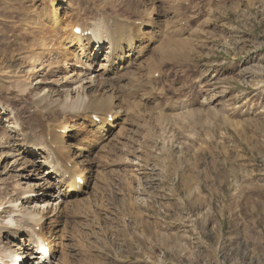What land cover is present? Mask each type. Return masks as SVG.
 Returning <instances> with one entry per match:
<instances>
[{
    "label": "rangeland",
    "instance_id": "374dc122",
    "mask_svg": "<svg viewBox=\"0 0 264 264\" xmlns=\"http://www.w3.org/2000/svg\"><path fill=\"white\" fill-rule=\"evenodd\" d=\"M58 4L63 28L51 23ZM142 17L148 24L136 54L147 52L108 82L89 73L93 59L77 41H61L72 30L68 21L93 28L103 18ZM12 19L14 32L0 34V264L29 246L26 235L11 236L12 220L45 215L65 198L42 147L34 156L40 168L29 166L34 176L24 177L1 156L2 146L30 136L40 143L60 123L68 129L58 146L64 157L56 154L71 157L89 182L80 198H65L55 226L48 218L41 224L55 249L46 264H264V0H0V30ZM83 83L121 90L112 102L90 90L88 100L75 93ZM86 104L116 110L117 126L103 136L90 113L65 112ZM198 197L210 206L196 205ZM35 249L24 264H43Z\"/></svg>",
    "mask_w": 264,
    "mask_h": 264
},
{
    "label": "bare ground",
    "instance_id": "6f19581e",
    "mask_svg": "<svg viewBox=\"0 0 264 264\" xmlns=\"http://www.w3.org/2000/svg\"><path fill=\"white\" fill-rule=\"evenodd\" d=\"M51 2H52V4H54V1H51ZM61 5H64V4H58V7L54 9L53 15L51 16V23L55 28H58V27L63 28L65 26V24H67V17L61 13V11L64 10V8ZM73 21H75V20H73ZM73 21H71V22L68 21V24L72 25V30L68 34L69 38H63V36H62V38H61L62 44L65 43L67 39L71 40L72 38L73 39L71 41H77V43H79V47H81V50H83V53H84L83 55L85 56V58H87L89 60L93 59V63H88L89 68H93V70L89 69L90 70L89 73L92 76L94 74H96L95 77H96L97 81L101 80V83H102V82H106V81L108 82V80H110L111 76H113V78L114 77H121V74L123 73V72H121L122 69L124 68V70H126L130 64L134 63L133 60H137L138 54H136L135 56H134V54H135L136 49H137V43H136L137 36H138V33H140L141 29L143 28L142 25L135 27L136 34H134V33H131V28L133 26H130L128 24V21L125 22V21H122L120 19L114 18L112 20L111 24H109L110 21H108L107 26L104 28L101 27L100 23L96 22L95 24H97V25H95L93 27V34L91 36H87V37L82 39L81 35L76 34L73 29L75 28L76 23H79L84 27H86L87 25L82 24L81 22H77V21L73 22ZM147 24H148V22L146 21V23L144 25H147ZM30 25H32V23H30ZM78 26H80V25H78ZM82 26H80V27L82 28ZM15 27H16V21H15V19H12V22H11V25L9 26V29H8V27H3L0 30V34L8 36L14 32ZM96 29H99V31ZM83 30H85V29H83ZM143 35H145V34L143 33ZM41 41L39 44L40 47L35 50V51L38 50L37 53H33L32 57H31L30 64L34 68L38 67V66H36V64L39 62V60L37 59V56H38V54H42V53H39V51L41 50V47H42V49H44V47H45V45L42 44L43 42H41ZM103 43H105V47H104L105 54H102L101 57L99 56L100 59H102V58L103 59L97 65L96 61H98V58H97V56H95L97 58V60L95 61V57H93L94 55H96V51L94 52V54H92L93 53L92 51H93V49H96L99 45H101ZM106 44H107V46H106ZM169 53H170V50L164 51L163 56L168 55ZM133 56H134V58H133ZM86 62H87V60H86ZM82 64L86 65V63H82ZM101 75L103 78H99ZM84 84L85 83H83V85H81V87H79L78 91H75V93H78V96L85 93L84 96L87 97L88 100L91 99V96L88 93V92H90V90L97 91L98 95L100 96V98L102 100L110 101V102H112L110 100V98H112V97L114 99L118 98L117 96L119 94H117V92H118V90H121L119 88L115 89V86L110 85V83L105 84L103 87H101L102 85L99 84L100 87L98 86L97 88L96 87H90V86L87 87ZM85 90H86V92H85ZM52 91H53L52 93L55 92V90H52ZM55 96H58V94L57 95L54 94V96L49 94V96H48L51 98L50 100L52 103H55L58 100V99H54ZM59 100H60V98H59ZM85 107H86V109H84ZM85 107H75L72 109L66 108L65 112H67V111H71L73 113L77 112V113H81L82 115H86V114L88 115L90 113V115H88V116H90L89 120L91 121V123H90L91 126H98L97 129L100 131L101 135H103V136H105L109 132H111L112 130H110V129L112 127L117 126L116 121L119 118L118 117L119 114L116 113V110L112 111V110L104 109V110L100 111L98 108H91L88 104H86ZM3 113L6 115L5 121H8L9 125L12 126L11 122L13 123V120H14V116L12 115L13 113L10 111H7V109H4ZM110 114H112L113 121H114L113 123L109 122V120H108V117L110 116ZM93 115H97L100 118V121L96 123V121L93 118ZM0 117H1V115H0ZM67 128H68V124H63V123H60L59 126L56 125V127L52 128V129H49V127H48L43 132L42 139L40 140V143L37 140H35L34 138H32V136H30L27 140H24V142L21 143V145L18 143L8 144V142H6L2 146L3 148H2L1 156H5V161H7V162H8V159H11L12 165L14 166V169H16L17 167L20 166L21 170L23 169L25 172H27V174L24 177H28V176L33 177L34 176V174L32 173L33 170H31V172H28L29 170L27 171V169L29 168V166H33L37 169L40 168L39 161L36 160L34 158V156L39 153L37 150L40 151V149L43 148L45 151L44 157L47 159V165H48L47 167H49L48 169L52 170V167H53L55 169V171L57 172L55 174V178H56L57 182H59V185H60L58 189L64 195L65 198L72 197V198H75V200H76V199L80 198L79 196L81 195L82 192H86L89 179H88V176L86 175V173L83 169H79V171H78V169L72 168L71 163L73 161L72 162L70 161L71 157L69 159L66 158L65 161L60 160V158H59V155L61 156V158L64 157L60 154L61 148H58L60 142L63 143V141L61 140V137L63 135L61 136L59 132H62L63 129H65V131H66ZM60 146H61V144H60ZM70 146L68 145V148H66L68 152H69ZM64 151H65V149H64ZM78 152H80L79 153V156H80L81 154H84L86 151L83 149H79ZM56 153H58L59 155H57ZM63 155H64V153H63ZM1 159L2 158H0V160ZM41 162H43V161H41ZM76 166L78 167V165H76ZM5 167L7 168L8 164ZM49 170L47 171L48 173H49ZM4 171L5 170L1 171L0 175L5 174L6 172H4ZM49 177H54V176L50 175ZM30 181H33V180H30ZM30 185H31V187H30L29 192H36V188L38 186L36 184H33V183ZM81 188H82V190L83 189L84 190L81 191ZM36 193L38 196L42 192H40V190H38ZM65 198L63 200H61L59 203L56 202L55 207L51 206V207L44 208V210L47 211V213L45 215H41V216L40 215L37 216V214L25 215V217H22L23 222L20 225L17 224V222H19L20 218L19 219L17 217L15 219L12 218L13 219L12 224H14V226L11 227V229H14L15 231L13 230V234H11V236H14L15 233L19 234V235H23V236L26 235L28 238L27 240L29 241V244H28L29 246L26 247V245L21 244L22 247H18V248L23 250L22 252H20L16 249H12V251L9 250L10 251V252H8L9 255H8V253H6V255H4V256H6L7 258H14V257H17L19 255H23V257L24 256L29 257L28 253L30 251H32L34 246L39 247L41 241L48 242V248H49V254L48 255H50V253H53V256H54L55 249L53 248L52 242H49L48 238H46L47 236L43 232V230L41 228V224L43 223L42 221H44L45 218H48L50 220V224L55 226L56 218L58 216L57 213L62 210V208H63L62 203L64 201H66ZM72 198H70V200H68V201H71ZM44 203H47V202H44ZM0 207H1V205H0ZM48 215L50 218L47 217ZM28 224H30V225H28ZM26 225H27V227H30L26 232L24 230L20 229V226L23 227ZM37 226H39L38 229H36ZM16 229H19V230H16ZM16 241L18 242V240H16ZM53 249H54V251H53ZM5 250H7V249H5ZM4 252H7V251H4ZM36 252L39 253V250L37 249ZM21 253H24V254H21ZM33 253H35V252H33ZM44 258H47V254L44 256ZM14 261H16V259H12L11 264H13ZM44 263H46V262H44ZM6 264H10V263L8 262Z\"/></svg>",
    "mask_w": 264,
    "mask_h": 264
},
{
    "label": "crops",
    "instance_id": "0c3cea01",
    "mask_svg": "<svg viewBox=\"0 0 264 264\" xmlns=\"http://www.w3.org/2000/svg\"><path fill=\"white\" fill-rule=\"evenodd\" d=\"M201 195H204V194L201 193L200 196H201ZM195 200H196L195 204L198 205V206H204L205 204H207L206 207L210 206V202L207 200V198H204V197H201V198H200V197H198V198H196ZM197 201H198L199 203H198ZM204 207H205V206H204Z\"/></svg>",
    "mask_w": 264,
    "mask_h": 264
}]
</instances>
